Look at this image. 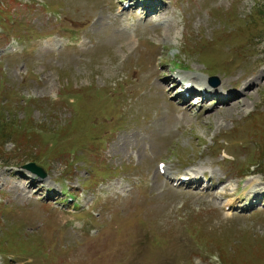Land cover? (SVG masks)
Wrapping results in <instances>:
<instances>
[{"label": "rangeland", "instance_id": "1", "mask_svg": "<svg viewBox=\"0 0 264 264\" xmlns=\"http://www.w3.org/2000/svg\"><path fill=\"white\" fill-rule=\"evenodd\" d=\"M41 1L0 0V112L21 144L0 155V264H264V206L240 213L230 209L238 199H214L234 196L238 171L264 162V33L243 36L246 18L264 28V0H157L164 7L146 23L136 7L117 18L128 0ZM52 34L80 48L44 45ZM14 41L24 53L2 57ZM169 72L241 98L205 100L196 117L175 105ZM48 131L63 139L54 159ZM33 159L44 179L24 170ZM161 161L230 189L179 190L159 176ZM68 194L81 215L55 205Z\"/></svg>", "mask_w": 264, "mask_h": 264}, {"label": "trees", "instance_id": "2", "mask_svg": "<svg viewBox=\"0 0 264 264\" xmlns=\"http://www.w3.org/2000/svg\"><path fill=\"white\" fill-rule=\"evenodd\" d=\"M255 17L258 18V14L257 13L255 14ZM250 20L251 19H248V18H246V20H245L246 27H245V30L243 32V36H248V38L250 39L251 33L254 32V33H257L254 36V39H255L256 36H258L259 32L264 33V28H262V30H258L257 27L255 26V28L252 30L253 26L251 25V23H249ZM258 25H261L262 27H264V21L260 20ZM239 32L242 33L241 30H239ZM204 52H206V50L205 51L201 50V54H203ZM209 62H211V61H209ZM76 104L72 105L71 108L72 109H76L77 106H78V104L77 105ZM13 120H11L6 115H4L2 112H0V155H1L2 151L4 150V144L7 141L12 142L15 146H20L21 145L20 144V140H19V136L16 134V128H15L16 124H15V122ZM26 126H27V124L25 123L24 127H22L21 129H25ZM61 131H63V130H61ZM59 133L50 132V131H48V133H46V140L53 138L55 140H52V141L53 142L56 141V143H55V147L56 148H54V150H53V151H55V153L52 154L51 156H49L48 158H53V159L57 158L60 155V153L63 155V152L61 150V145H60L61 141H63V139L60 138V134ZM61 137L66 138V137H68V135H65V136L62 135ZM58 145H60V146L58 147ZM18 149H19V147H18ZM67 149H69V147ZM73 151H74V149H69L68 153L72 154ZM0 160L2 161V159H0ZM33 162L36 163L34 161V159H33ZM258 163H260V162H258ZM256 164L257 163H255V162H251V163H249L247 165V167L242 168L239 171L242 172L244 169H247L248 167L249 168L256 167L257 166ZM37 165H39L41 168H43L40 164H37ZM6 242H7L6 240H0V253H9V251H7ZM10 248H17L18 249V251L12 250L11 253H13V254H16V253H25L26 254L29 251L34 250V248L32 247L31 243L23 246L22 248H21V245L20 246H15V245L13 246L12 244H10Z\"/></svg>", "mask_w": 264, "mask_h": 264}, {"label": "bare ground", "instance_id": "3", "mask_svg": "<svg viewBox=\"0 0 264 264\" xmlns=\"http://www.w3.org/2000/svg\"><path fill=\"white\" fill-rule=\"evenodd\" d=\"M154 1L155 0H153L150 3H153ZM162 5H160L158 3H155V4H153V6L151 8L148 9L147 12L149 13V12L153 11L155 15H158L159 16L158 12H159V10H160V8H161ZM163 7H164V5H163ZM192 81H194V79H192ZM171 82H179V83H181V87H182L181 90H183V88L185 87V91L187 93H189L190 96L193 95V94H199L201 96L198 99L200 102H204L208 98H213L214 100H216V102L218 103V106H219V105L228 104L232 100L228 94L227 95L218 94L215 90L213 91L211 88L207 87L206 85H204L202 83L201 84H199V83H194V84L192 83L191 84V80H188L187 81L185 78H183V77H181L179 75L173 76V79H171ZM195 88H197V89H195ZM249 89H250L249 86H247L244 89H242V92H244V95L248 96V94H246L245 92H247V90H249ZM201 93H203V95H201ZM240 98H241L240 96L236 97L234 100H232V102L230 104H232V103L233 104L234 103L235 104L238 103V101H239ZM185 101L186 100L182 101V103H181L182 105H184L183 107H187L185 105L186 104ZM189 109H190V107H187V110H189ZM223 181L224 180L219 181V182L222 183Z\"/></svg>", "mask_w": 264, "mask_h": 264}, {"label": "water", "instance_id": "4", "mask_svg": "<svg viewBox=\"0 0 264 264\" xmlns=\"http://www.w3.org/2000/svg\"><path fill=\"white\" fill-rule=\"evenodd\" d=\"M26 169L42 177L45 176V173L41 169L37 168L34 164H29L28 166H26Z\"/></svg>", "mask_w": 264, "mask_h": 264}]
</instances>
